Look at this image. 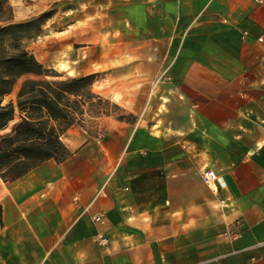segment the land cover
<instances>
[{"label":"crops","instance_id":"crops-1","mask_svg":"<svg viewBox=\"0 0 264 264\" xmlns=\"http://www.w3.org/2000/svg\"><path fill=\"white\" fill-rule=\"evenodd\" d=\"M125 9L109 75L140 82L113 92L135 123L72 126L65 161L0 178V264H264V0Z\"/></svg>","mask_w":264,"mask_h":264},{"label":"rangeland","instance_id":"rangeland-1","mask_svg":"<svg viewBox=\"0 0 264 264\" xmlns=\"http://www.w3.org/2000/svg\"><path fill=\"white\" fill-rule=\"evenodd\" d=\"M0 7V28L8 25L23 24L47 15L39 29L31 28L24 33H17L14 36L6 37L4 47L16 37V43L20 48L32 54L36 60L47 70L48 76L35 78L24 76L17 80L12 93L4 98L3 103L15 104L16 95L20 86L26 80L41 79L46 81H64L69 78L94 76L92 92L102 97L109 103V117H102L98 120L107 122L117 120L122 115L127 124H134L135 117L126 112L118 104L121 103L118 94L120 88L125 92L133 93L135 82L127 81L126 85L118 79H110V72L119 63L118 48L124 41L120 29V17L117 15L119 7L125 10H132L134 0H0L3 2ZM128 24V23H127ZM132 33L133 28L126 26ZM149 51V49H147ZM124 56V55H123ZM166 65L158 66V73L166 71ZM144 71L156 72L155 66L149 63ZM163 82L157 79L154 84ZM159 92V86L155 88L154 96ZM108 93L115 94V100L108 98ZM149 98V95H148ZM165 103V100H161ZM113 105L119 107L115 110ZM163 110V108H162ZM84 121L79 123L91 136L103 137L104 132L97 130V121L83 117ZM18 114L8 125L7 129L0 132V135L8 133L11 127L18 122Z\"/></svg>","mask_w":264,"mask_h":264},{"label":"trees","instance_id":"trees-1","mask_svg":"<svg viewBox=\"0 0 264 264\" xmlns=\"http://www.w3.org/2000/svg\"><path fill=\"white\" fill-rule=\"evenodd\" d=\"M46 18L44 15L0 28V132L7 129L16 114L19 118L8 133L0 135V178L4 183L22 178L46 161L61 163L69 158L71 154L61 137L70 127L83 122L85 114L95 120L111 115L109 103L92 92V75L64 81L26 80L17 92L15 104L3 103L19 78H41L50 73L19 47L16 37L8 49L3 44L6 37L39 29ZM113 108L120 110L116 105ZM116 119L123 121L124 117Z\"/></svg>","mask_w":264,"mask_h":264},{"label":"built area","instance_id":"built-area-1","mask_svg":"<svg viewBox=\"0 0 264 264\" xmlns=\"http://www.w3.org/2000/svg\"><path fill=\"white\" fill-rule=\"evenodd\" d=\"M259 42L262 41V39H258ZM217 176L215 174L214 171L212 170H207L205 171L202 176H201V180L203 182V184L207 187V188H211L212 185H215ZM100 220V217H96L94 219V221L98 222ZM107 241L106 239H104L103 237H99V244L100 245H106Z\"/></svg>","mask_w":264,"mask_h":264}]
</instances>
